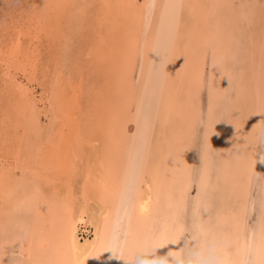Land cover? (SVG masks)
<instances>
[{
  "label": "bare ground",
  "instance_id": "6f19581e",
  "mask_svg": "<svg viewBox=\"0 0 264 264\" xmlns=\"http://www.w3.org/2000/svg\"><path fill=\"white\" fill-rule=\"evenodd\" d=\"M100 2L94 14H82L93 20L81 28L83 41L76 58L86 54L88 63H78L81 60L74 57L77 69L73 73L64 70V63L57 66L46 94L37 92L34 81L37 54L20 49L18 34L0 51V100L6 106L0 133L11 130L8 139L23 140L27 147L24 155L23 148H17L11 156L0 149V264L73 260L72 232L75 247L82 248L89 241L88 250L99 251L87 257V264L158 258L216 260L220 237L232 231L230 217L245 208L249 234L256 229L258 244L264 200V0ZM86 3L73 2L78 9ZM152 3L158 7L148 28L147 48L157 47L161 53L169 49L161 59L144 48L143 17L148 10L124 7ZM164 4L190 6L182 12L174 47H169L172 10L157 30ZM67 34L58 38L65 47L64 58L73 45L69 40L74 36ZM133 40L144 52L134 66L136 83L129 88L123 75L133 70ZM205 45L215 49V67L211 52L206 63L201 55ZM181 51L187 53V60L180 58ZM161 60L165 79L161 78ZM82 79L88 81L86 103L79 88ZM210 106L214 152L207 161L196 149L184 152V164L179 167L184 169L186 164L195 170L194 184L188 185L187 174L174 173L166 158L170 144L189 137L201 119L208 121ZM41 115L48 116L45 125ZM146 152L148 162L135 163L137 154L143 157ZM74 165L80 168L78 180L72 179ZM205 168L210 184L198 198L196 188ZM59 173L62 182L56 178ZM89 175L86 196L84 184ZM37 185L51 202L50 211L41 210L48 212L45 216L32 204ZM185 187L188 194L182 197ZM180 199H186L187 205L177 207ZM198 203L206 206L204 212H196ZM177 217L185 230L165 235L166 225ZM69 221L74 222L73 228L65 237ZM194 223L202 224L203 230ZM85 226L92 229L84 234L80 228ZM92 241H96L95 249ZM173 252L179 256H169Z\"/></svg>",
  "mask_w": 264,
  "mask_h": 264
},
{
  "label": "snow or ice",
  "instance_id": "6c2138e0",
  "mask_svg": "<svg viewBox=\"0 0 264 264\" xmlns=\"http://www.w3.org/2000/svg\"><path fill=\"white\" fill-rule=\"evenodd\" d=\"M45 7H48L45 5ZM124 7L130 8V9H147L148 11L145 13L143 19L145 21V30H144V37H145V45L144 48H147V37H148V28L149 26L154 22L156 19L155 16V10L157 9V5L155 3L152 4H146V5H125ZM163 8V13L160 15L159 20L160 24L158 25V31L160 28L163 27L164 20L168 16L169 10H172V27L170 32V41H169V47H174L175 42L180 37V27H181V17L182 12L186 6L183 4H164L160 6ZM6 23V22H5ZM130 48L133 50H136L134 54L132 55L130 59V64L133 70L128 71L126 70L123 75L124 82L127 87L132 88L134 84L136 83V76L134 72V66L135 63L140 60L143 56L144 48H140L138 45V42L133 40L130 42ZM138 49V50H137ZM147 51L156 54L157 59H161V56L166 57L168 55L169 49H165L163 53L160 52V50L157 47L147 48ZM209 52L212 53L213 56V66H216V54L214 47H211L209 45H205L201 55L204 58V61L206 63L207 57ZM179 56L181 59L187 60V53L184 51H181L179 53ZM141 67V73H143V64L140 63ZM152 67H156V61H152ZM160 69H161V78L165 79L167 78V73L164 72V62L161 60L160 63ZM198 79L202 81V74H198ZM142 102V100H141ZM139 105L137 106V111L139 113ZM262 117H264V112H262ZM138 125L139 122L137 121ZM262 123H264V120H262ZM201 126H202V132H201ZM255 127V126H254ZM215 134V128H214V121L211 118V106L209 108V119L205 123L203 119H201L197 125L194 128L193 133L186 138H178L174 144H170L169 152L166 158V162L173 165V172L174 173H181L185 172L187 174V181L188 185H193V173L194 169L192 166L186 165L184 169H181L179 166L181 164H184L183 161V155L184 152L187 151L189 148L196 149L200 151L202 160L207 161L211 158L214 150L210 144V137ZM150 152V149L148 150ZM149 155L146 152V154L141 157L140 154H137L135 163L140 164H146L148 162ZM261 160H264V156L261 157ZM82 163V162H81ZM79 172L80 168L78 165L73 166V172H72V179L78 180L79 179ZM88 179L87 177L85 179L84 184V190L85 195L87 196L88 191ZM210 184V177L208 175L207 168H205L204 172H202L200 177V184L196 188L197 190V197H200L201 190L206 189L208 185ZM187 187L184 188L183 192L181 193L182 197L187 196ZM33 206L37 209L38 213L41 216H45L48 214V212L41 211L44 209H47L50 211L51 209V202L46 195L45 189H43L40 185H37L35 188V196L32 201ZM181 204L184 206L187 205L186 199H180L177 201V207H179ZM144 207L143 205L141 206ZM261 215L259 218V243L257 244V231L255 228L251 230V233L249 234L248 231V224H247V208L243 211L241 214L240 212H234L232 216L230 217L231 221V227L232 231L228 234L223 235L220 237L219 243L220 246L215 250V255L217 256L216 260H183V259H175V260H169L168 258H158L155 260H136L132 259L130 261H126V264H264V200H261ZM206 206L203 203H198L196 207V212H204ZM195 221V216H194ZM225 223H228V220L224 221ZM73 221H69L65 224V237H67V234L71 229L73 228ZM195 227H200L201 230H203V225H196L194 223ZM171 230H185V225H182L179 223V217L173 219L171 224L166 225L165 227V235L168 231ZM73 235V247L70 248V251H72L75 254V259L69 260L66 262H63V264H87V257L90 255H99V251H89L88 245L89 241H85L84 246L82 248L75 247V233L72 232ZM163 239V236L161 237ZM92 247L96 248V241L91 242ZM169 256L178 257L179 254L173 252L170 253ZM36 264H53V262H42L37 261Z\"/></svg>",
  "mask_w": 264,
  "mask_h": 264
},
{
  "label": "rangeland",
  "instance_id": "374dc122",
  "mask_svg": "<svg viewBox=\"0 0 264 264\" xmlns=\"http://www.w3.org/2000/svg\"><path fill=\"white\" fill-rule=\"evenodd\" d=\"M82 1L83 0H76V1H73V0H39V1L38 0H0V10H1L0 11V43H1L0 44V51L3 52V49H6L7 45L10 44V41L14 40L16 35L18 34V36H20V47H21L20 49L22 51H24L25 53L26 52H33V53L37 54V55H35V57L37 56V63L38 62L39 63L37 64V75H36V79L34 81H35V85L37 87L38 93L42 91L44 94H46L50 90L51 81L54 78L53 76L57 73V70H56L57 66H59V65L61 66V64L64 63L66 65L64 67V70L65 71H71L72 73H73V71H75L77 69L76 68L77 67L76 61H77V59H80V58H76L77 52L79 51L80 45H82V41H83L82 37L81 36L79 37V35L82 32L81 28L84 25L89 26L91 23V20H93L89 17L88 18L83 17L82 14L84 12H85V14L87 13L88 15H90L89 13L94 14L96 11L95 6L97 5L99 8L98 3H101L100 0H90V1L84 0V2H87L86 3L87 6L83 7L84 9L83 8L78 9L75 4L78 5ZM73 2H75V4H73ZM90 2H92V3H90ZM93 2L96 4H93ZM45 5H47L48 7H45V9L42 8ZM42 9H44L45 11ZM71 9L73 11H71ZM93 9H95V11ZM92 11L94 13H92ZM40 12H42V13H40ZM44 13H46L47 15ZM32 14H35V15L33 16ZM29 15H30V17H28ZM16 18H18V19H16ZM79 18H81V19H79ZM5 22H6V26H4ZM94 22H95V20H94ZM40 23H41V25H40ZM73 23H75V24H73ZM67 26H69V27L67 28ZM40 28H42V29H40ZM37 29H38V31H37ZM63 30H65V31H63ZM36 31L39 32L40 36L38 35V33H36ZM67 31L69 34L71 33L72 36H74V37H72V39H74V40L70 39L69 43L71 45L73 44L75 46L72 45L73 49H72V46L69 47L70 52L66 53V56L64 58L63 56L65 55V53H64L65 47H63V44L61 43L60 40H58V38H62L63 36H65V34H67ZM32 32H34V33H32ZM42 32H44V33H42ZM74 32L76 34H74ZM20 33L25 34L24 35L25 37ZM12 34H15V35H12ZM26 35H28V36H26ZM67 35H66V37H67ZM51 36L53 37L52 39H50ZM36 37H38V38L36 39ZM7 39H8V41H7ZM51 40L53 41V43H51L52 42ZM77 40H78V42H77ZM33 41H35V42L32 43ZM72 41H74V42L72 43ZM77 44H78V46H77ZM5 45H6V47H5ZM33 45H35V46L37 45L36 48L33 47ZM28 46H30V47H28ZM41 50H43V51H41ZM36 51H38V52H36ZM55 52H57V53H55ZM67 54H70V58L68 57ZM57 57H58V59H57ZM74 57H75L76 61L74 60ZM39 58H41V59H39ZM88 59H89V56L84 54V56H82V59H80L81 61H77V62L78 63L82 62L83 64H85V63H88ZM83 64H81V65H83ZM88 69L89 70L91 69L90 65L86 70H88ZM83 81H85V82H83ZM78 82H79V88L81 89V87H82V89H81L82 90L81 96L83 95L82 100L84 103H86L89 98L87 97V90H86V87L84 88V86H86V84H88V81L82 79L81 81H78ZM82 82L84 83V85ZM41 86H42V88H41ZM44 86H45V88H44ZM0 101L2 102V103L0 102V117H2V115H4L3 112L6 109V106L4 105L3 100H0ZM47 117L48 116L41 115L40 122L42 123V125H45L47 123V121H48ZM1 132L2 133H0V149H6L4 151L7 153V155L11 156L13 154V152L16 153L17 148H19L18 151H22V148H23V152L21 155H24V152L27 151V147L25 148V146H24L25 142L23 140H21V142L19 143V141L14 140L13 137H10L11 139H8L9 136H12L11 130H5L4 131V129H3ZM6 135H8V136H6ZM20 135H21V133H20ZM65 136H63V137H65ZM68 136H69V134H68ZM68 136H66L65 139H67ZM12 139H13V141H12L13 143L11 142ZM6 143H7V145H6ZM8 145L12 146L11 149L6 148ZM21 145L23 147H21ZM56 178L58 180H60V182H62L63 176L59 173V175ZM46 189L49 190V188H46ZM253 216H255V214ZM85 227L80 228L81 232H84V230H85L87 233V232H90L92 229L90 227L87 228V226H85ZM80 230H79V232H80ZM84 234H85V232H84Z\"/></svg>",
  "mask_w": 264,
  "mask_h": 264
}]
</instances>
